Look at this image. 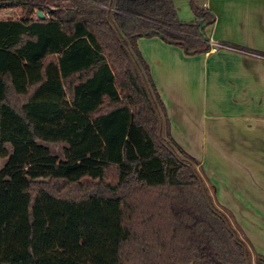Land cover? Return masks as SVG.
<instances>
[{
	"label": "trees",
	"instance_id": "obj_1",
	"mask_svg": "<svg viewBox=\"0 0 264 264\" xmlns=\"http://www.w3.org/2000/svg\"><path fill=\"white\" fill-rule=\"evenodd\" d=\"M189 4L0 0L20 10L0 20V264H250L137 46L209 52L215 15Z\"/></svg>",
	"mask_w": 264,
	"mask_h": 264
},
{
	"label": "crops",
	"instance_id": "obj_2",
	"mask_svg": "<svg viewBox=\"0 0 264 264\" xmlns=\"http://www.w3.org/2000/svg\"><path fill=\"white\" fill-rule=\"evenodd\" d=\"M202 4L215 15L209 42L234 43L232 31L241 35L235 39L241 49L226 46L185 56L158 38H140L137 46L165 107L171 137L199 162L230 225L233 218L249 240L250 260L264 264L255 258L264 256V0ZM184 87L196 98L192 103L183 101Z\"/></svg>",
	"mask_w": 264,
	"mask_h": 264
},
{
	"label": "rangeland",
	"instance_id": "obj_3",
	"mask_svg": "<svg viewBox=\"0 0 264 264\" xmlns=\"http://www.w3.org/2000/svg\"><path fill=\"white\" fill-rule=\"evenodd\" d=\"M205 0H195V3L198 6H203V2ZM174 5L175 8L177 9L178 12V16L179 19L184 21V22H190L194 19V15L190 9V4H189V0H174ZM205 8H207L206 6H204ZM209 9V8H207ZM20 14V10L19 9H12V10H2L0 11V19H16L18 17V15ZM229 36H231L230 38H232L234 43H229L226 44V46H232V48H237V49H241L242 46L236 45L238 44L237 41L235 40L236 38H238L239 36H241L240 34H236L235 32H229ZM117 89L119 91H121V88L119 85H117ZM201 91H197L196 95L201 96ZM192 96V97H191ZM193 93L191 90H189L187 87L183 88V101L188 102V103H192L191 99L194 98V100L196 99L195 97H193ZM200 105H202L201 100H199ZM47 146H49V148L57 155L61 156L62 153V145L61 144H46ZM197 161V160H196ZM3 162V161H2ZM3 164V163H2ZM197 173L199 174V176L201 177L206 191L208 193V195L211 198L212 203L214 204V206H216L222 213L225 214V211L223 209L222 206L219 205V203L217 202V200L215 199L214 195H213V185L208 181L205 173L202 170V167L199 166V162L197 164ZM104 180L108 181V182H116L117 180V173H116V169L114 167V165H110L108 167H106L104 169ZM226 215V214H225ZM226 217L228 218V216L226 215ZM229 220V218H228ZM232 220L234 221V219L232 218ZM231 220V224H232V228H234V230L237 233V236L239 237V239H241L242 241H244V243L246 244L247 248L250 249V242L247 238H244L242 235V232L238 230V227L235 225H233V221ZM251 259V258H250ZM250 264H255L254 261L250 260Z\"/></svg>",
	"mask_w": 264,
	"mask_h": 264
},
{
	"label": "built area",
	"instance_id": "obj_4",
	"mask_svg": "<svg viewBox=\"0 0 264 264\" xmlns=\"http://www.w3.org/2000/svg\"><path fill=\"white\" fill-rule=\"evenodd\" d=\"M211 44V43H210ZM211 50L212 51H216L219 48H223L226 47V45L222 44V43H213V45L211 44Z\"/></svg>",
	"mask_w": 264,
	"mask_h": 264
},
{
	"label": "water",
	"instance_id": "obj_5",
	"mask_svg": "<svg viewBox=\"0 0 264 264\" xmlns=\"http://www.w3.org/2000/svg\"><path fill=\"white\" fill-rule=\"evenodd\" d=\"M37 15H38L39 17H43V15H42L40 12H37Z\"/></svg>",
	"mask_w": 264,
	"mask_h": 264
}]
</instances>
